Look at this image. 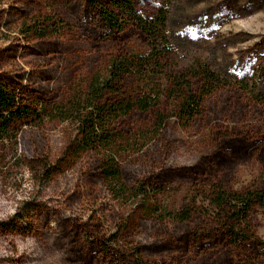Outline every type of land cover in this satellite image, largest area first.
<instances>
[{
	"label": "rangeland",
	"instance_id": "rangeland-1",
	"mask_svg": "<svg viewBox=\"0 0 264 264\" xmlns=\"http://www.w3.org/2000/svg\"><path fill=\"white\" fill-rule=\"evenodd\" d=\"M158 2L138 0L144 10ZM171 7L173 68L201 61L229 85L204 95L189 122L174 112L173 86L162 89L156 110L124 118L122 172L127 184L160 192L157 204L170 211H204L181 223L125 209L95 155L72 168L62 163L69 123L28 119L12 141H0V264H126L108 250L129 248L137 264H264L263 207L250 216L258 245L233 243L207 215L216 194L264 193V0H172ZM81 23L71 0L0 2V77L24 105H67L94 77H107L113 59L148 51L133 26L93 41ZM136 79L127 88L140 94ZM191 83L198 93L202 82ZM159 116L165 125L155 130Z\"/></svg>",
	"mask_w": 264,
	"mask_h": 264
},
{
	"label": "trees",
	"instance_id": "trees-1",
	"mask_svg": "<svg viewBox=\"0 0 264 264\" xmlns=\"http://www.w3.org/2000/svg\"><path fill=\"white\" fill-rule=\"evenodd\" d=\"M71 1L89 39L106 41L133 26L145 37L148 51L142 55L113 59L107 77H94L85 92L78 93L63 106L42 105L40 110L28 107L20 93L8 87L0 77V141H12L11 136L18 130V123L28 119L69 123L73 128V139L66 149L63 164L72 168L85 155L93 154L107 190L125 209L140 210L146 217L158 214L161 217L158 219L171 217L181 223L191 221L204 210L192 205L187 210L170 211L163 204H157L161 193L152 186L126 183L122 172V153L125 150L119 142V126L134 112L156 110L162 103V89L169 86L177 89L176 116L184 122L192 121L200 114L202 97L220 87H227L228 80L201 61L173 68L177 45L170 30L172 0L168 3L158 0V3L151 4L149 8L153 10L150 11L142 9L138 0ZM258 71V75H264V65ZM135 76L143 88L140 94L127 88L129 79ZM246 77L240 79L245 81ZM256 81V78L251 81L254 82L251 87H256ZM191 82H202L198 93H195ZM247 85L241 84V87L247 88ZM165 121L159 116L155 130L163 128ZM210 201L212 212L207 214L208 218L220 227L226 238L235 244H248L254 240L258 245L250 216L255 207L260 205L264 208V193L223 192L214 195ZM108 252L113 260L126 264L140 261L132 248L124 251L126 254L110 249Z\"/></svg>",
	"mask_w": 264,
	"mask_h": 264
}]
</instances>
